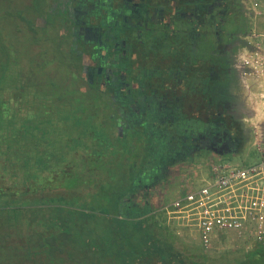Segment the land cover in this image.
Returning a JSON list of instances; mask_svg holds the SVG:
<instances>
[{
	"label": "flooded vegetation",
	"instance_id": "obj_1",
	"mask_svg": "<svg viewBox=\"0 0 264 264\" xmlns=\"http://www.w3.org/2000/svg\"><path fill=\"white\" fill-rule=\"evenodd\" d=\"M16 1L25 8H9ZM37 1L0 0V9L20 10L26 32L36 33L26 10ZM42 1L35 22L43 17L45 27L59 31L62 51L75 52L83 76L72 78L85 76L89 90L106 99L117 133L136 143L133 204H152L153 189L175 181L188 157L233 153L250 140L240 104L205 84L207 75L241 79L235 63L251 33L235 21L237 13L249 17L243 0ZM258 249L235 264L264 263Z\"/></svg>",
	"mask_w": 264,
	"mask_h": 264
},
{
	"label": "trees",
	"instance_id": "obj_2",
	"mask_svg": "<svg viewBox=\"0 0 264 264\" xmlns=\"http://www.w3.org/2000/svg\"><path fill=\"white\" fill-rule=\"evenodd\" d=\"M58 38L59 34L55 48L62 63ZM17 56L15 46L0 34V130H5L0 133L2 264H212L201 246H190L179 238L163 213H153L157 206L133 204L138 170L132 173L130 165H119L118 181L108 173L105 160L110 154L101 151L100 145L75 163L79 170L52 171L48 126L55 119L85 117L90 107L81 111L77 105L69 112L51 105L49 93L28 87ZM55 60L54 56H33L43 69H50ZM55 100H65V94ZM18 112H24V118H17ZM53 114L59 117L51 120ZM105 114L110 118L108 110ZM110 133L111 139L128 145L124 133ZM58 161L66 160L60 156Z\"/></svg>",
	"mask_w": 264,
	"mask_h": 264
},
{
	"label": "rangeland",
	"instance_id": "obj_3",
	"mask_svg": "<svg viewBox=\"0 0 264 264\" xmlns=\"http://www.w3.org/2000/svg\"><path fill=\"white\" fill-rule=\"evenodd\" d=\"M21 2H15L18 7L9 6V8H25L24 3ZM248 4L249 2L244 0L245 12L249 15V17H244L241 13H237V18L235 21H238V23L241 25L243 24V26L245 25L244 30H247L249 28L252 29L251 24L253 23L251 20L256 17L257 26L255 29L253 27L252 31H264V14L255 16L253 12L248 11ZM258 4V8L264 11V3H262L260 0ZM44 8L43 1L38 0L35 2L34 7L26 10L28 16H30L29 18H31L33 24H35L34 26L36 33L26 32L27 26L24 24V22H21L24 18L20 10L15 13H6L0 9V34L4 37V40L11 42L15 46L18 55L17 57L19 58L18 61L21 64L23 72L25 73V80L27 81L29 88L33 87L36 91L42 94L49 93L52 98L51 105H61L63 109H68L69 112H71L73 108H76L77 105H80L81 111H85V109L87 110L90 107L89 112L87 115H85V117H82V114H78L74 115L75 117H72L74 120H72L69 115L67 116L69 118H65V121H59L58 119H55V123L48 126V129L50 130L49 137L51 142L50 149H48V151L50 153V162L53 169L52 171L60 172L61 169H65L66 171L71 172L75 169L79 170V165L76 166L75 163H80L79 160L81 156L92 152V147L98 148L100 145L101 151H108L110 154V156H108L105 160L108 163L107 165H109L108 173L117 176L119 181V176L117 175V170L121 168L119 165L123 164V166L129 167V165H131L135 160L138 161L137 155L134 152V147H136L134 145L136 143L129 141L127 145L124 142L120 143L119 141H116V139L113 140L110 138V130H113L115 133H117V129L114 127L110 129V126L113 125L111 124L113 121H111L105 114V111L108 110V107H106L107 101L96 94L93 90V92L89 91L90 84L88 80L85 79V76L83 79H79L78 81L72 78L73 72H77L78 75H82V71L80 67L75 66L76 55L75 52L69 49V46L68 49L67 47H64L65 51H62L63 58L61 63L60 53L55 48L56 36L59 31L56 34L55 31L49 28L50 26L45 27L47 22L43 19V17L38 18V25L35 22L34 15L42 13ZM235 21L234 23H236ZM28 22L30 23L31 20L29 19ZM232 25L234 24L232 23ZM34 35H36L35 38ZM33 56H44L46 58H51L54 56L56 60L50 64V69H43L38 67L35 61L33 62ZM52 81L54 83L56 82L58 86H54ZM78 91L80 92L78 93ZM61 93L65 94V100L57 102L55 98ZM73 97L75 98L74 101L76 102L74 105L72 101ZM20 105L21 102L17 101L16 106ZM22 115H24V112L21 114L18 112L17 118H24ZM58 117L59 116H55L54 114L49 116L51 120ZM104 122H106V125H104ZM86 125L88 127H85ZM4 131V129H1L0 133H3ZM94 136L99 138L98 142L97 138H94ZM130 136L133 138L132 135ZM125 144L127 146H125ZM88 145L91 146L88 147ZM258 152L259 151H257L254 146L250 144L246 147L244 145V148L239 152H233L228 155H214L212 158L197 157L196 160L202 168V173L205 175L209 172L212 162L231 163L234 165L247 166L259 160ZM59 155L63 158L65 157L66 161H58V158L60 157ZM198 164H192L191 167H187L188 165L184 164L178 165L174 172L175 174L173 173L174 177L177 176L175 181L171 177L170 180H167L165 183L158 184L153 189L152 204L158 207L165 201H171L182 187V185H179L181 183V179L187 178L189 169L199 166ZM33 169L37 170V167L33 166ZM2 170V161H0V171ZM19 172L21 174V170H19ZM202 177L203 176H196L193 182L198 185ZM115 181L117 180L115 179ZM6 183L10 182L6 181ZM170 227L176 233V230L173 228V226L170 225ZM179 238L185 240L186 244L190 246L199 245L193 240L189 232L185 233V237L179 236ZM255 245H257V243ZM260 245L262 244H259L250 250L241 249L235 251L212 252L208 253V256L212 264H235L244 257L245 253L257 250ZM258 250L259 251L257 252L264 254L262 247ZM0 264H2L1 261ZM26 264L34 263L30 262ZM256 264L264 263L257 261Z\"/></svg>",
	"mask_w": 264,
	"mask_h": 264
},
{
	"label": "built area",
	"instance_id": "obj_4",
	"mask_svg": "<svg viewBox=\"0 0 264 264\" xmlns=\"http://www.w3.org/2000/svg\"><path fill=\"white\" fill-rule=\"evenodd\" d=\"M259 1L247 0L248 11L255 16L264 14ZM246 39L235 65L248 85L250 78L264 79V31L254 30ZM260 97L264 99V94ZM257 139V162L247 166L212 162L209 175L198 185L193 182L197 175L188 173L174 198L153 213H163L179 236L189 232L206 253L264 245V140L262 135Z\"/></svg>",
	"mask_w": 264,
	"mask_h": 264
},
{
	"label": "crops",
	"instance_id": "obj_5",
	"mask_svg": "<svg viewBox=\"0 0 264 264\" xmlns=\"http://www.w3.org/2000/svg\"><path fill=\"white\" fill-rule=\"evenodd\" d=\"M251 21L253 23L251 24L252 29L253 27L255 29V27L257 26L256 17H254V19H252ZM252 29L249 28L250 31H252ZM207 78L208 80L205 81V84H207L208 87L211 85L212 87H217L218 89H221L224 95L228 94L230 96L228 97L231 100H233L235 103L240 104L242 110L246 112V114L244 115L245 121H243V124L248 126L251 132L250 134L251 138L247 142H245V140L240 141V144L238 145V149L234 152H239L241 149L244 148V145L246 147L247 145L250 144H252L254 148L258 151V147L256 144V142L258 141L257 137L260 138V135H262V138L264 140V99L260 97L261 94H264V79L256 80L250 78L248 80L249 84L245 85L241 79L237 80L234 76L229 74L223 75V78L221 80H218V82L217 81L215 82L212 79L210 80L209 75H207ZM228 154L231 153H224V154L200 153L193 157H188L186 161H184L181 164L188 165L187 167H191L192 164L194 165L198 164L196 160L197 157L212 158L214 155H228ZM202 172L203 171L200 165L193 167L192 169H189V173H194L197 176H203V177L209 175L210 170L205 175ZM183 182H184L183 179H181V183L179 185H182Z\"/></svg>",
	"mask_w": 264,
	"mask_h": 264
}]
</instances>
